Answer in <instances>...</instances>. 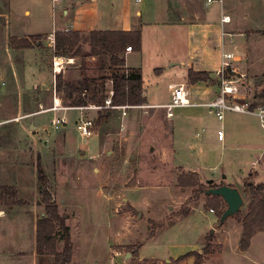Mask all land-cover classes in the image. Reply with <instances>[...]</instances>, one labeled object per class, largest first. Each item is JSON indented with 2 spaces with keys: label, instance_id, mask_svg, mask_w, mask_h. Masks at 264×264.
Here are the masks:
<instances>
[{
  "label": "crops",
  "instance_id": "1",
  "mask_svg": "<svg viewBox=\"0 0 264 264\" xmlns=\"http://www.w3.org/2000/svg\"><path fill=\"white\" fill-rule=\"evenodd\" d=\"M51 1V18L48 17L47 0H35L34 4L25 5L24 14L30 18L27 22L32 28L30 31L22 29V22L18 18L12 20L11 15L16 10L14 0H0V21L5 23L7 39L11 36L21 39L32 35L54 37L48 42L42 39L33 48H15L20 56L0 63V189H16L15 194L11 193L0 199V209L4 211L0 215V264H55L53 254L37 252L38 221L46 215L38 190L39 163L50 179L44 154L48 156L50 153L52 161L76 157L77 160L85 159V162L88 155L89 158L101 157L107 149V152L113 153L109 159L115 161L111 165L114 167L111 176L103 167H94L92 171L106 175L110 180L105 178L94 187H85L82 196L75 189L72 190L69 181L65 182L64 174L58 181V196L49 180L54 200L70 228L73 255L72 261L67 264H90L91 261L92 264H133L132 260L170 264L188 252L201 251L208 233H213L218 239L225 230H228V236L225 234V237L229 238V234L231 239L233 235L237 236V250L242 236L241 223L230 221L229 218V224L217 226L218 210L212 212V208L207 206L212 197L207 196L206 192L205 197H200L198 194L201 192H197V187L179 185V176L196 172L202 184H229L239 188L249 174L254 172L256 176L253 180L258 183L261 176L264 177V130L259 117L252 113L226 112L224 119H218L220 122L211 131L219 153L216 163L206 164L200 160L187 165L181 162L180 152L189 145L186 141L177 139L175 134L178 132L193 141L191 136H194L195 130L196 136L201 132L192 128L194 118L187 117L174 123L175 110L174 115L168 117L163 105L171 101L172 91L176 86L184 85L192 104L182 107H208L205 103L212 101L220 93L217 72L221 68L224 53L236 56V61H232L236 70L234 76L240 78L245 75L240 78L241 99L251 97L253 93H249L247 89L252 84L250 80L264 74V27L253 26L257 16L264 10L261 3L257 0H218L219 5L212 4L213 1L210 4L207 0ZM223 16H229L230 20L224 22ZM7 29L13 32L11 36ZM68 30L78 31L83 35L94 30L142 32V48L129 52L125 50L123 56L125 68L141 71L145 101L128 108L125 115L116 108L97 110L98 118L103 114L107 116L101 123H97L98 118L93 119L96 129L92 136H97L98 139L92 145L78 143L76 133L82 139L89 138L81 135L77 125L84 117V111L95 109L52 108L55 98L61 104L71 107L79 106L76 102L81 99L88 104L104 103L112 88V80H103L102 77L99 79L106 87H111L101 96L93 92L92 86L98 79L95 73L103 71V68L111 72L112 66L108 57L87 55L91 50L90 43H81L84 55L65 56L74 61L62 73L76 83L82 81L81 88L85 89L81 96L76 91L72 92L69 80L67 87L70 90L62 89L54 94L53 82L51 85V77L54 80L53 57L49 55L52 52L45 47L55 50L56 32ZM148 34H151L150 42H147ZM85 61L90 64L86 65ZM180 69H186L185 81H176ZM190 69L209 72L216 81L191 83L188 79ZM146 70L149 73L155 70L152 82L147 79ZM169 73L171 76H166ZM46 74L48 83L44 79ZM87 79L91 81L86 83ZM167 92L169 97L166 99ZM256 95L254 100L257 101ZM116 110L121 115L112 123L111 117ZM162 112V118L167 120L165 125L170 127L172 139L167 134L164 135L162 126L157 128L158 125L153 124V116ZM210 113L213 112L210 110ZM62 115L66 116L67 122L56 129L52 120L55 116ZM202 117L201 113L196 120ZM221 129L224 131L223 140L218 137ZM208 138H211V134L200 141L206 143ZM142 140L149 144L148 150L155 149L156 153L146 167L142 164L143 168H140L138 166L144 160L143 152L139 149ZM153 141H159L158 147ZM121 146H130V150L121 153ZM156 166L158 169L153 168ZM58 167L60 170V166ZM77 170L70 171L73 175ZM145 172L149 176L153 175V178H166L169 173H173L171 183L173 187H178L179 195L164 208L148 197L141 202L140 193L143 188H160L158 183L153 184V180L147 181L144 178ZM121 176L125 178L122 187L118 182ZM132 179L134 183L131 184ZM162 183L164 182L161 181L160 184ZM89 188L100 193L99 202L105 201L108 205L106 209L111 217L105 228V239L100 235L101 227L98 224L94 226L86 218L83 219L89 204L97 211L103 207L101 203L98 205V201L89 199ZM72 197L75 199L72 201L79 207L78 215L73 217L61 212V206H68ZM16 199L22 202H15ZM179 224H182L183 231L197 228V240L185 243L186 239L182 234L173 230ZM258 234L252 238L251 245ZM228 242L226 239L223 244L224 251ZM194 259L187 258L185 264H194Z\"/></svg>",
  "mask_w": 264,
  "mask_h": 264
},
{
  "label": "rangeland",
  "instance_id": "2",
  "mask_svg": "<svg viewBox=\"0 0 264 264\" xmlns=\"http://www.w3.org/2000/svg\"><path fill=\"white\" fill-rule=\"evenodd\" d=\"M204 1V0H203ZM258 3H261V6L264 8V0H257ZM212 2H209L210 4H217L219 5L220 2L218 0H214ZM217 2V3H216ZM29 3H35V0H14V4L15 5V13L13 15H11L12 20L14 21L15 19L17 20V18L22 22V29L24 30H30L32 31V28L29 27V24L27 23L29 21V17H27L24 13L25 10V5L29 4ZM47 7H48V17L51 18V13L53 10V6H52V1L51 0H47ZM17 16V17H16ZM255 24H253L254 27L259 26V27H264V10L263 12L257 16L256 20L254 21ZM4 21H0V63H5L8 62V60H10V58L12 59H17L20 55L18 54L17 51H15L16 49L13 48L10 45L9 42V38L7 39V34L5 32L4 29ZM252 25V24H251ZM8 35L10 33V36L12 35L13 32H9V29H7ZM164 36V34H163ZM46 37V36H45ZM43 38L44 42H48L49 41V37L47 38ZM151 41V34L147 35V42ZM89 43V36L88 34H84L83 35V40H82V44L84 43ZM45 48H47V50H49V52L51 51L52 53H50L49 55L53 57L55 50L52 51V49H48V47L46 46ZM45 50V49H44ZM46 52V51H45ZM51 61H53V58H51ZM86 65L90 64L89 61H85ZM70 69L68 68L67 71H69ZM110 72H108L107 70H105V68H103V71L101 72H97L95 73L97 75V82L96 84H94V86H92V90L95 94H98L99 96H101L104 92L107 93V91H109V89L107 88H111L110 85H108V87H106L105 83L102 82L101 80H99L101 77L108 75ZM145 75L147 77L148 80H150L152 82V80L155 78V70H152V72H148V70H146ZM262 75L260 74L257 76V78L251 79L250 82H252V84H249V81H247V85H248V92L249 93H253L251 95V97L247 98L249 100H251L252 102L256 101L254 100V95L258 94V92L260 91V89H264V85H261V81H262ZM166 76H171V74L169 73ZM186 69H180L177 76H176V81H185L186 79ZM45 83H48L49 80H47V74L45 75ZM71 82H70V81ZM55 83L56 85V89L59 92V83H62V87L63 89H65V91L70 90L71 88L67 87V82H70L69 84H71V86H73V91L75 92V90H78L76 88H81L83 86L82 81H78L77 83L74 81V79L71 80L70 77H64L63 73H61L60 75L57 76L56 81L54 82V80L52 81V77H51V85ZM242 85H245V82H242ZM167 97H169L168 92L165 95V98L167 99ZM164 98V99H165ZM97 110H89V111H84V118H91V119H95L97 120L99 114L97 113ZM184 113V114H181ZM201 113L203 114V117L198 120H196V117L201 115ZM121 115L120 111H114V115L111 117L112 123H114L115 120H117V117ZM164 116V112L162 113H158L156 114V116L154 115L152 118L153 124L158 125L157 128H160L162 126V132L164 133V135L167 134V136L172 139V133L170 130V127L167 125H165V122H167L166 119H163L162 117ZM175 116L173 118V122L174 123H178L184 119H187V117H191L195 119V122L193 121L194 124H192V128L194 129H198L200 133L199 136H196V130L194 132V136L193 137V141H191V138L189 139L188 137L185 136V138L183 137V134L180 133H176L175 136L177 139L181 140V141H186L187 144L189 146H186V149L184 147V150H182L180 152V158H181V162L183 163H187V165H191L194 164L195 162H200V160L203 161V163L206 164H213L216 163L215 161L219 158V153L218 150H216V141L213 139L214 135L211 133L212 128L216 125H218V122H220L217 118V116L214 113H210V109L208 107H201V106H197V107H177L175 108ZM118 121H120V118H118ZM170 122V121H169ZM166 127V128H165ZM202 128H205V131H202ZM159 132V129L157 130ZM208 134H211V138H208L209 141H207L206 143H202V141H200L202 138L205 139L207 137ZM210 137V136H208ZM76 139L77 142H82V143H87L89 145H92L93 142L97 139V136H91L89 138H81V136L79 134L76 133ZM159 141H153L152 143L158 147ZM148 145L145 141L142 140V143H140V147L139 149H141V151L143 152V156L144 160H142L140 163V168L146 167L147 164H149L151 161V158H154L153 154L156 153V150H151V148H149L148 150ZM188 149V150H187ZM108 150V149H107ZM104 151L103 154L101 155V157H91L89 158V155L87 156V161L83 162V160L85 159H75L76 157L70 158V159H55L54 161H52L51 159V155L50 153H48L49 155L46 156L45 155V159L48 165V172H49V176H50V182L52 185V189L54 190V193L56 192L57 196H58V181L59 178L62 177V175L64 174V180L65 182L69 181L68 184H71L72 186V190L75 189V192L79 195H83L82 190L89 186V187H94L97 184H100V182L102 180H105V178H109L112 174V169H114L113 166H111L112 164H115V161H112V159H109L111 157V155H113L112 151L111 152H107ZM109 150H112V147H109ZM130 150V146H121V149L119 150L121 153H125L127 151ZM93 155L95 153H92ZM78 154H76L77 156ZM44 156L42 155L41 158H43ZM103 159H106L103 162ZM82 162V163H81ZM125 164V161H124ZM142 164H145V166L141 167ZM79 165V166H78ZM186 165V164H185ZM60 166V170L59 167ZM78 166V170L76 169V167ZM126 166V165H125ZM94 167L96 169L103 167L104 169L108 170V176L104 175L102 176L101 174H97L95 171H92V169H94ZM135 166L133 165V168ZM140 168H138L139 170H141ZM154 169H158V166L153 167ZM122 169V168H121ZM178 169V168H176ZM72 170H77V172H74V174L72 175L71 171ZM221 170V169H220ZM98 172V170H96ZM62 173V174H61ZM79 174V176H77ZM173 173H169L166 178H153V175H147V173H144V178L148 181L153 180V184L158 183V185H160L159 189H155V188H143V191L140 193V199L141 202H143L145 200V197H148V199L156 201L158 206L161 207H165L167 206V204L174 198L177 197L179 195L178 192V187H173L172 186V178H173ZM60 175V177H59ZM225 175V174H223ZM124 177H119V186L122 187L123 186V181H124ZM247 179V178H246ZM254 178L250 179L252 181ZM107 180H110L107 179ZM163 181L164 183L160 184V182ZM264 181V177L261 176V180L258 182H262ZM130 183H134V180H130ZM67 184V185H68ZM151 184H149L150 186ZM206 187H209L208 184H204ZM111 186V185H110ZM155 186V185H153ZM111 188V187H110ZM91 191V196H90V200H93L94 202L98 201V205L101 203L99 202V196L100 193L95 191L94 189H90ZM239 190L243 195L244 198V204L241 207L240 211L242 212V214H246L248 212L249 209V204L252 200L250 194L244 190L243 185L239 186ZM200 197L203 196L205 197L206 194L204 192H201V194H198ZM195 198V197H194ZM57 200H59L57 198ZM75 199L70 200V203L68 204V206H61V212L62 213H67L69 214V216L71 215V217L73 216H77L79 213V207L74 203V201H72ZM101 209H99L97 211V209H92L91 205L89 204L86 208L87 211L86 213L83 215V219H87L88 221L92 222L95 225H99L100 228V235L102 237L106 236V227H107V222H109L111 215L109 214L108 210L106 208H108V205L105 201H103L102 203ZM63 205V204H61ZM227 207V206H226ZM160 209V208H158ZM156 210V209H154ZM215 211V210H214ZM116 218V217H115ZM231 218L230 221H235L237 223H240L238 218L236 217V215L229 217ZM228 218V219H229ZM219 220V218H218ZM217 220V226L221 227L224 224H229V222H227V220L223 223L220 224L219 221ZM227 222V223H226ZM236 223V224H237ZM78 227V226H77ZM186 227V226H185ZM173 230H177L179 231L182 236L186 239L184 242L185 243H190V241L192 240H197V233L199 230L196 228H194L193 230H187L182 228V224L176 225L174 227ZM228 230L222 231L220 233V237L217 239V236L214 237L215 239H213L212 242V248L209 250V253L204 255V264H264V231H259L257 233H259L252 245L250 246L249 250H246L244 252H242L243 250L240 247L239 244V248L236 250V245L238 244L237 241V236L233 235L232 239L230 238V234H229V238L225 237V234H227ZM237 232H235L236 234ZM192 234H194L192 236ZM226 239L229 240L228 244H227V248L224 251V242L226 241ZM201 240V237H200ZM218 241H221V243H218ZM205 246V245H204ZM203 246V247H204ZM62 247H63V242L60 240L59 243V251H62ZM202 247V248H203ZM202 248H201V252H202ZM195 260V259H194ZM187 262V259L180 261V262H175L174 264H185ZM93 261L90 262V264H92ZM160 264V263H158ZM161 264H168V263H161Z\"/></svg>",
  "mask_w": 264,
  "mask_h": 264
},
{
  "label": "trees",
  "instance_id": "3",
  "mask_svg": "<svg viewBox=\"0 0 264 264\" xmlns=\"http://www.w3.org/2000/svg\"><path fill=\"white\" fill-rule=\"evenodd\" d=\"M89 43L91 50L87 55L99 56L101 58L108 57L111 64L112 71L108 76H103L102 79L112 80V89L114 95L112 96V103L115 106L122 105H140L145 101L143 96V78L139 69L125 68V57L123 56L126 47L131 46L132 49L140 50L142 48V32L141 30H94L89 34ZM43 36L32 35L27 38H16L11 36L9 38L10 45L16 49L33 48L37 43H41ZM83 34L78 31H58L55 36V53L63 56L84 55L81 42ZM234 73L227 72V76H232ZM188 79L191 83L198 81H212L211 74L206 71H195L190 69L188 72ZM91 80L87 79L86 83ZM220 82V80H218ZM261 85H264V74L262 75ZM70 87H73L69 85ZM59 91L63 89L62 83H59ZM75 90L81 96L85 89L76 88ZM73 91V89H72ZM257 101H254L252 108L263 104L264 105V89L256 95ZM77 105L85 106L87 101L84 99L78 100ZM102 104V103H101ZM106 114L101 115L97 123H101ZM256 173L251 172L247 179L243 182L244 190L247 191L252 200L249 204V209L246 214L239 211L236 214L239 222L242 225V236L240 239V247L246 251L251 246V241L254 235L259 231H264V182H254L250 179L254 178ZM179 185L185 187H197V192H205L206 189L219 186V184H212L206 187L200 181V176L196 172L188 174H181L179 176ZM221 185V184H220ZM38 190L42 197V203L45 205L46 215L38 221L37 230V252L39 254H53L55 256V264H67L72 261L73 243L70 234V228L66 224V218L60 213L57 202L54 200V193L49 184V179L42 167L38 164ZM11 193H16L13 187H3L0 189V199ZM212 197V200L207 203L208 207L218 210V218L226 209L227 204L219 195L207 194ZM21 203V200H15ZM214 239L213 233H208L205 239V246L201 251H192L180 256L175 262L183 261L189 257H194V264H204V255L209 253L212 248V241ZM64 242L62 251L58 250L59 241ZM133 264H157L156 261L132 260Z\"/></svg>",
  "mask_w": 264,
  "mask_h": 264
},
{
  "label": "built area",
  "instance_id": "4",
  "mask_svg": "<svg viewBox=\"0 0 264 264\" xmlns=\"http://www.w3.org/2000/svg\"><path fill=\"white\" fill-rule=\"evenodd\" d=\"M61 0H53L54 3L59 2ZM137 2H141L142 0H136ZM208 2H212L214 0H207ZM224 22L229 21V16H223L222 19ZM53 40L54 37L50 36ZM132 50L131 46L126 48V51L129 52ZM74 61L73 58H68L63 55L54 54L52 61V69L54 74V82L59 74H61L68 66L69 63ZM232 61H236V56L233 53H224L223 60L220 70H218L217 75L220 80V93L219 95L213 99L212 101L205 103L206 106L217 116L219 120H223L226 112H241V113H252L259 117L260 124L264 130V105L260 104L255 108H252L253 102L247 98L241 99L240 97V78L245 77L242 75L240 78H236L235 75V67L232 65ZM232 72L234 75L227 76V72ZM54 94H56L57 89L54 83ZM114 95V90L111 88L109 91V95L107 99L102 104H93L89 103L85 106H65L55 98L53 110L60 109H69V108H77L80 110L87 109H95V110H108V109H120L123 114H127V109L133 106L131 105H122L115 106L112 103V96ZM191 101L189 98V92L185 88L184 85L176 86L172 91L171 101L168 104L163 105L166 109L167 116L172 117L174 115V110L177 107L189 106L191 105ZM67 122L66 116H55L52 120V124L56 129H59L63 124ZM78 131L84 137H90L94 134L96 129V123L91 118H81L80 122L77 125ZM218 137L220 140L224 138L223 129L218 131ZM212 212H215L214 209H211ZM4 214V211L0 209V215ZM131 264V263H128Z\"/></svg>",
  "mask_w": 264,
  "mask_h": 264
},
{
  "label": "water",
  "instance_id": "5",
  "mask_svg": "<svg viewBox=\"0 0 264 264\" xmlns=\"http://www.w3.org/2000/svg\"><path fill=\"white\" fill-rule=\"evenodd\" d=\"M207 194L219 195L227 204L226 209L220 217V224H223L229 217L236 215L244 204V198L238 187L221 184L205 190Z\"/></svg>",
  "mask_w": 264,
  "mask_h": 264
}]
</instances>
